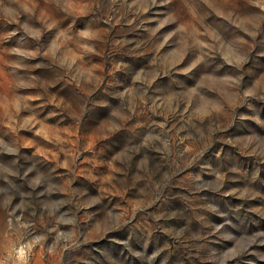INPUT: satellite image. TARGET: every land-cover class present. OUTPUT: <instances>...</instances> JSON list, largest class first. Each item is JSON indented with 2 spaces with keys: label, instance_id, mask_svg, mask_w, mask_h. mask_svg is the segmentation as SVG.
<instances>
[{
  "label": "rangeland",
  "instance_id": "obj_1",
  "mask_svg": "<svg viewBox=\"0 0 264 264\" xmlns=\"http://www.w3.org/2000/svg\"><path fill=\"white\" fill-rule=\"evenodd\" d=\"M0 264H264V0H0Z\"/></svg>",
  "mask_w": 264,
  "mask_h": 264
}]
</instances>
